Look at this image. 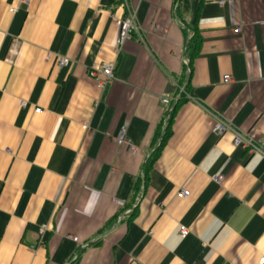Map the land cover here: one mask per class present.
I'll return each instance as SVG.
<instances>
[{
  "label": "crops",
  "instance_id": "0c3cea01",
  "mask_svg": "<svg viewBox=\"0 0 264 264\" xmlns=\"http://www.w3.org/2000/svg\"><path fill=\"white\" fill-rule=\"evenodd\" d=\"M263 72L264 0H0V264H259L264 159L212 130L264 137Z\"/></svg>",
  "mask_w": 264,
  "mask_h": 264
},
{
  "label": "built area",
  "instance_id": "2783aa9c",
  "mask_svg": "<svg viewBox=\"0 0 264 264\" xmlns=\"http://www.w3.org/2000/svg\"><path fill=\"white\" fill-rule=\"evenodd\" d=\"M11 13L16 12V9L11 8L9 10ZM137 32V25L135 22L134 13H128L119 24V31L117 38L114 42V53L119 54L122 50L123 45L132 38V35ZM70 65L69 60L65 58H59L58 66L60 68H66ZM89 76L96 82L99 89H103L108 84H111L114 81V66L110 64H96L89 70ZM224 81L229 82V77H224ZM263 80H264V72H263ZM189 96L183 91L179 89L177 94L170 100L168 95L163 94L160 96V104L164 107H169L173 103L177 102L181 98H188ZM25 104H22L24 106ZM36 113H40V110H35ZM212 132L216 136H222L223 134L230 132L232 134V143L235 148H239L245 150L251 155H255L264 159V137L256 139L253 134H241L235 132L231 129L230 125L225 124L223 122H216ZM114 142L117 145H126L131 152L134 151L132 144L126 137L125 128L123 127ZM216 182H220L221 178H215ZM189 196V193L183 189H181L177 193V197L180 199H185ZM44 231V227L42 228ZM188 234L185 228L180 229V236L182 238L186 237ZM73 242H77V238H72ZM259 264H264V256L259 259Z\"/></svg>",
  "mask_w": 264,
  "mask_h": 264
},
{
  "label": "trees",
  "instance_id": "16d2710c",
  "mask_svg": "<svg viewBox=\"0 0 264 264\" xmlns=\"http://www.w3.org/2000/svg\"><path fill=\"white\" fill-rule=\"evenodd\" d=\"M200 42H201L200 35L195 28L190 30V33H187V35H186V47L185 48H186V56L188 57V66L185 67V70H184V73L186 75L189 74V65L191 64L192 59L198 53V50L200 47ZM182 89H183V91L186 90L185 87ZM183 100H185V99L181 98L177 102H175L173 105H171V108H170L169 113L167 114V118H166V128H165L163 140L159 143V145L157 147H155L153 149L150 157L148 158V160H147V162H146V164L142 170V174L144 175V181L146 180L147 173H148L150 167L152 166L153 162L157 159L165 139L168 137L169 128H170V121L172 119L173 113L177 109V107L182 103ZM140 195H141V190L138 193H136L134 198L131 200V204H129L128 207H130L132 211L134 210V207H135V201L140 197ZM76 261H77V258H75L71 264H75Z\"/></svg>",
  "mask_w": 264,
  "mask_h": 264
}]
</instances>
